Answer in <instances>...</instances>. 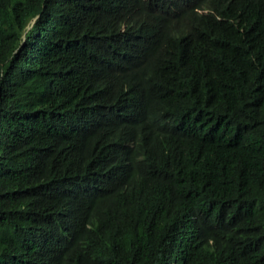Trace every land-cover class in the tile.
Here are the masks:
<instances>
[{"label":"trees","instance_id":"1","mask_svg":"<svg viewBox=\"0 0 264 264\" xmlns=\"http://www.w3.org/2000/svg\"><path fill=\"white\" fill-rule=\"evenodd\" d=\"M0 264H264V0H0Z\"/></svg>","mask_w":264,"mask_h":264}]
</instances>
